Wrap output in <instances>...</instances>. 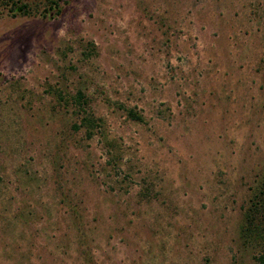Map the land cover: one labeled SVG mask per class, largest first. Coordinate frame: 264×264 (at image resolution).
<instances>
[{"label":"rangeland","instance_id":"obj_1","mask_svg":"<svg viewBox=\"0 0 264 264\" xmlns=\"http://www.w3.org/2000/svg\"><path fill=\"white\" fill-rule=\"evenodd\" d=\"M21 1L0 0V264H264V0Z\"/></svg>","mask_w":264,"mask_h":264},{"label":"trees","instance_id":"obj_2","mask_svg":"<svg viewBox=\"0 0 264 264\" xmlns=\"http://www.w3.org/2000/svg\"><path fill=\"white\" fill-rule=\"evenodd\" d=\"M8 1V0H7ZM20 12H29V7L25 1L20 0V4L15 5ZM128 114L133 118L141 119V115L133 109H128ZM84 121H88L86 135H91L90 123L93 121L89 117H85ZM256 198L253 199L247 211L245 212V224L243 226V236L246 240H262L264 239V183L262 187L256 191ZM259 257L264 262V254Z\"/></svg>","mask_w":264,"mask_h":264}]
</instances>
